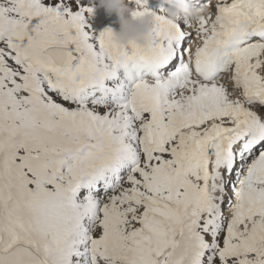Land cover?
<instances>
[{
	"label": "snow or ice",
	"instance_id": "obj_1",
	"mask_svg": "<svg viewBox=\"0 0 264 264\" xmlns=\"http://www.w3.org/2000/svg\"><path fill=\"white\" fill-rule=\"evenodd\" d=\"M157 3H0V264H264V0Z\"/></svg>",
	"mask_w": 264,
	"mask_h": 264
},
{
	"label": "clouds",
	"instance_id": "obj_2",
	"mask_svg": "<svg viewBox=\"0 0 264 264\" xmlns=\"http://www.w3.org/2000/svg\"><path fill=\"white\" fill-rule=\"evenodd\" d=\"M162 3L166 5L165 14L169 18L191 20L193 26L198 23L200 12L193 8L189 0H162ZM99 7L104 8L109 16L115 14L118 18L120 29L116 32V41L122 46L133 41L141 46H147L155 36V18L151 15L131 18L130 13L133 9L125 0H99Z\"/></svg>",
	"mask_w": 264,
	"mask_h": 264
},
{
	"label": "rangeland",
	"instance_id": "obj_3",
	"mask_svg": "<svg viewBox=\"0 0 264 264\" xmlns=\"http://www.w3.org/2000/svg\"><path fill=\"white\" fill-rule=\"evenodd\" d=\"M3 2L4 0H0V3ZM90 2H95V6H94L95 11L90 19V24H91V30L94 31L96 35H99V33L102 32V22L104 20L112 21L119 24L118 18L116 17L115 14L109 16L104 8L99 7V0H90ZM125 3L128 4L129 0H125ZM259 149H261V147H259L258 150ZM102 194L103 193H101V195ZM227 204H229V202L225 201L224 208L227 206Z\"/></svg>",
	"mask_w": 264,
	"mask_h": 264
},
{
	"label": "bare ground",
	"instance_id": "obj_4",
	"mask_svg": "<svg viewBox=\"0 0 264 264\" xmlns=\"http://www.w3.org/2000/svg\"><path fill=\"white\" fill-rule=\"evenodd\" d=\"M150 5H151V7L153 8V9H157L158 8V3H157V0H150ZM179 22L181 23V25H183L184 23H185V19H183V18H181V19H179ZM185 31H193V29L192 28H185ZM196 43H198V41H195V42H193V49L195 48V46H196ZM227 87L229 88V90L231 91L232 90V88H233V85L231 84V83H228L227 84ZM236 95H238V93H236ZM254 110H256L257 112H260V109L259 108H256V109H254ZM259 147H261V149H259V150H264V145H261V146H259ZM258 147V148H259ZM258 150V149H257ZM258 150V151H259ZM243 167V165L242 164H237V169L233 172V174L231 175V176H229V177H227V179L230 181V184H229V193L231 194V183L232 182H234L238 177H239V175H240V172H239V169L240 168H242ZM103 195V194H102ZM101 195V196H102ZM227 201V200H226ZM229 202V201H228ZM228 207H230V202H229V204H227V206L225 207V213L227 214V209H228Z\"/></svg>",
	"mask_w": 264,
	"mask_h": 264
},
{
	"label": "water",
	"instance_id": "obj_5",
	"mask_svg": "<svg viewBox=\"0 0 264 264\" xmlns=\"http://www.w3.org/2000/svg\"><path fill=\"white\" fill-rule=\"evenodd\" d=\"M107 28H111L114 32H118L119 29H120V26L119 25H116L114 23L105 22L103 24V29L105 30Z\"/></svg>",
	"mask_w": 264,
	"mask_h": 264
}]
</instances>
